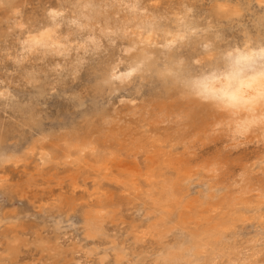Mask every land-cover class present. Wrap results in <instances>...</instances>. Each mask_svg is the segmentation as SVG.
I'll list each match as a JSON object with an SVG mask.
<instances>
[{"label":"rangeland","instance_id":"374dc122","mask_svg":"<svg viewBox=\"0 0 264 264\" xmlns=\"http://www.w3.org/2000/svg\"><path fill=\"white\" fill-rule=\"evenodd\" d=\"M174 1L175 0H170L169 3ZM50 3L51 5H53V7L56 4V7L53 8L50 5ZM103 3H105V5L107 3V5L99 9L100 10L99 20H97V23L89 26L88 25L84 26L83 24H80L79 19L81 18L82 15H85L87 11L86 8L82 7L81 3L78 2V0H17L15 5L18 14L16 13V11L13 10V8L10 7L0 8V90H1L0 126L9 127L12 130L11 137L4 144L5 154L8 156L10 155L9 156L10 158L7 162L3 163V165L0 164V184H1L0 185V222H1L0 223V250H1L0 264H5V262L6 264H16V262L18 264H42V263L43 264H48V263L49 264H56V263L57 264H73V263L74 264H97V263L98 264H102V263L132 264V262L133 264H139V263L140 264L142 263L143 264H153V263L154 264H184V263L185 264L186 263L187 264H198V263L199 264H217V263L218 264H223V263L224 264H230V263L231 264L233 263L234 264H264V244H263L264 243V228H263L264 203L258 206L253 205V202L255 204V200L257 199V197L261 196V194L264 197V183H263L264 182V172H263L264 171V153H263L264 133H262L261 131H255L254 134L250 133L246 135H240L235 132L234 127L228 122V118L225 117V119L223 120L220 119L218 112H217L218 114L216 113L217 120L208 119L210 120L209 121L210 123H208V120L207 123L210 125L209 126L204 125L203 129L201 128L199 129L200 131L198 130L199 131L198 134H196V132H198L197 130L189 131L187 129L188 130L187 131L183 126V121L185 119L184 118L185 102L182 99L175 100L172 104L173 113L169 117H165V116L162 117L161 114L159 113L160 111L158 107L153 105L154 102H157V98L154 100L152 99L153 93L157 92L155 88V84L154 85L151 84L148 79L140 80L138 78L129 77L128 80L127 78H124L123 79L124 81H121L119 83L117 90L115 91L107 90L105 91L104 94H102L99 98H97L96 106L97 109H106L108 111L112 110L111 113L116 114V116H118L120 119L122 118L121 120L125 119L126 121L125 120L123 121L124 124H128L130 126L127 131L128 136H126L125 138V143H126V147L124 148L125 150L120 152L122 154V155L120 154L121 157L123 156L124 159L126 160L128 159L127 163L129 164V166L130 165L133 166L134 162L136 163L137 160V165H139L142 169H144L143 167L148 166V164L150 165L151 160L158 159V161H160V164L158 168L155 170V172H156V176H158L161 173L163 174V176L160 178L156 177L155 181L152 180L150 186L145 187V185L142 183L143 188L140 187L138 191L132 193L131 191H128L125 188L124 184L128 185L127 183L124 184L119 183L120 185H115L112 182H107L102 180V177L99 178L96 175L98 177L97 178L95 176V173L92 170H89V168L86 167L87 165L84 164L85 161L87 163V160L88 161L90 160L87 157L85 160H81L80 155L78 156V158L76 157L77 155H72L71 158L68 159L60 158L58 160L56 158L54 159L53 157H47V159H49L48 161H46V159L44 161H41L39 157L35 154L29 156L28 150L31 149L33 146L37 147L42 143L43 141V136L41 135L42 133H47L48 131L51 130L62 131L65 129V127L69 126L71 123H77L78 125L81 126V124H83V122H86V120H89L93 123H97L99 120L102 119L100 115L95 112L94 105H92L91 103L92 100L91 87L93 84V75H94L93 70L96 69V67L108 57H113L115 65L119 66L118 69L122 70V68L124 67L123 61L125 57V48L127 46L128 39L132 36V32L129 30L131 28L125 30L123 26L125 24V18L127 17V13L129 12V9L131 8L130 10H132V7L130 6H133L131 0H104ZM118 3H120V5ZM124 4L127 6L125 7ZM204 4L207 5V1H204ZM116 6L117 8H115ZM118 7H120V9ZM128 7L130 8L128 9ZM11 10H13V12ZM46 10H48L49 12H47ZM53 10L56 13L60 11L62 15L59 12L58 15L55 16L56 18L52 17L51 13H53ZM149 11H151V9H149ZM246 17L247 16H245L244 18L245 22L246 20H248L246 19ZM105 18H107V22L110 25V27L108 28L105 22ZM53 21L58 22L57 24L61 36L62 37L68 36L67 40L63 41V45L65 47L62 46L59 51L58 50L55 51L54 48H50V47L47 48L46 46L42 47V45L41 46L35 45L34 46L35 48H33V45H31V47H28V45L24 43L26 38L32 33V29L33 32H36L40 27L51 24ZM16 22H19L20 25H17ZM14 23L16 26L14 25ZM26 32L28 35L26 34ZM121 33L124 35L127 34L128 36L127 35L123 36ZM65 34L67 35L65 36ZM91 36L93 37V39ZM237 36L240 37V35L236 31H234V37L236 39L239 38ZM19 51L22 53H19ZM6 52L9 55L6 54ZM21 59L24 60L25 62H22ZM79 64L81 67L79 66ZM64 74L67 76H65ZM74 74L77 75L74 76ZM132 97H134V99ZM108 98L110 99V101ZM80 100L84 102V104L79 107L78 103ZM29 111H32L36 115L35 120L39 121L42 129V133H40L37 127L32 128L29 126H25L24 116ZM151 112L152 114H154L153 116L156 117L155 118L156 123L155 120L152 119V121L150 122L151 124L150 123L145 124L144 121H142V118L143 116H148L147 114H151ZM124 114L125 116L127 115V117H124L123 116ZM174 116L177 117L178 121ZM169 118L170 121L167 120ZM179 118H181V120ZM158 119L160 120L158 121ZM172 120L175 122V124H173L174 122ZM157 122L159 123L157 124ZM133 129L135 132L133 131ZM151 129L154 132H151L152 131ZM170 130L171 131L175 130V132L174 131L171 132ZM160 132L162 133L160 134ZM168 132H170L169 133L171 134L170 136ZM191 132L193 133L195 132V133L193 134ZM130 134L132 135V137ZM187 135H189V137H187ZM199 136H201L202 138ZM133 137L134 139H132ZM170 138L172 139V141ZM194 139L197 142L196 141L194 142ZM213 140L215 141L213 142ZM174 142L177 145H175ZM199 143L202 145H200ZM175 151L178 152L175 153ZM21 155L23 158H21ZM18 156H19V160L16 159L18 158ZM208 157L210 158V160H208L209 159ZM164 158L165 159L170 158L172 160H176L178 165H180V167L182 168L180 169V174L178 175V183H180V187H181L180 204L176 205V207L174 206L168 209L165 208V210L162 206H159L160 204H163V202L160 201L159 194L157 193H159L158 191L161 190L160 185L163 182L162 180L164 179L166 181V179L168 180L172 179L174 177V173L176 172L174 171L173 168L168 166L166 162H163ZM203 158L205 161L203 160ZM211 158L214 160L212 161ZM75 159H78L77 164L75 162L76 161ZM187 159H189L190 162ZM199 159L200 161L203 160V162L200 163ZM215 160H217V162ZM220 160L222 162L225 161L226 163L224 164H221L222 162L218 163L220 162ZM24 161H26L27 163ZM197 161L200 164H198ZM54 162L56 164H54ZM259 163L261 165H259ZM36 164L37 166H35ZM67 166L68 167L70 166L71 168L70 167L69 168L72 171H70V169H68ZM62 167L64 168L63 171H62ZM222 167H224V169ZM44 169L46 172L44 171ZM44 173L47 174V176ZM42 174H44V176ZM67 174L71 175L70 177L72 178L68 177ZM185 174H189L192 176L186 178L185 181L182 176ZM37 175H39L40 177ZM90 176H94V177L90 178ZM239 176L241 179L239 178ZM48 178H50L51 180ZM48 180L51 182L49 183ZM73 180H75L74 183L80 182L76 184L75 189H72L73 186L72 184H74L72 182ZM156 181L158 182L156 183ZM160 181L162 182L160 183ZM187 182L189 183L187 184ZM103 184L105 187L103 186ZM109 185H111V187ZM222 185H224L225 187H223ZM93 186L94 187L100 186L101 188H105V190L103 189L104 191H102V193L105 195L102 194L101 195L102 198L100 197L99 199L102 203H106V202L108 203L109 200L110 201L112 200V205L111 206L108 205L110 210H108V212L103 217H101L99 222H96L94 220L95 216L90 217L91 215H95L93 206H90L92 205L91 203L94 202V199H86L87 194L88 193L90 194V192L93 190L94 188ZM107 187H109L108 191H106ZM111 188L112 189L115 188V189H113L112 191ZM198 188L200 192L198 191ZM216 188L220 189L221 191L220 190L218 191V189ZM115 190H116L115 194H118V196L114 194L116 198L120 197L119 194H122L121 195L122 198L120 197V199H123L122 201L117 198V200H119L118 203L120 205L114 203L117 201L114 200L116 198L114 197H113L114 199L112 198V196H114L113 193L115 192ZM220 193L221 196L219 195ZM249 193L250 195H248ZM64 194L65 197H63ZM242 194L247 196L241 197L243 196ZM71 195H73L74 198L73 196L71 197ZM79 195L81 199H79ZM107 195L109 198L107 197ZM136 195H138V197H136ZM210 195L211 196L215 195V196L211 197ZM75 196L78 197V200ZM234 196L236 197V199L234 198ZM251 196L252 197L256 196V197L252 198ZM66 197H71L72 200L75 201L73 202L74 204L73 207L71 208L72 212L70 209H68L67 203H65L64 198ZM104 197L105 198L107 197L108 199L107 198L106 199L108 201H106ZM79 200H83V201H79ZM184 200L190 202L189 214L192 218H196L197 214L200 215L204 211L203 212L204 219L202 220V222L194 221V224L187 223L184 226H180L178 224L176 225L175 220L177 219L176 217L179 214L177 212L181 211L183 205L182 202H184ZM209 200L212 201L209 202ZM240 201H245V202L241 203ZM147 202H151V203H147ZM234 202H236L237 205L233 204ZM206 203L209 204L207 205ZM215 203H219L222 206V211H223V212L221 211L220 214L221 216L215 215L217 222L222 220L221 222H225L227 225H231V226L230 228L228 226L229 229L225 231L220 230V232H216V233L210 231L211 232L210 233L209 231H206V229L209 227L208 223L214 224L216 223V219L213 218L214 217L213 216L207 220L206 218L209 217V213H206V211L207 209H210L211 205L213 206V204ZM109 204L111 203L109 202ZM249 204H251L252 207L254 206L255 208L254 207L250 208L251 205ZM196 205L199 206L197 207ZM155 206L158 207L156 208ZM146 208L148 209L146 210ZM83 210L84 211L86 210L88 211L86 213L88 214L91 213V214H89V216L86 217L88 214L85 215V212ZM113 210L116 211L114 212ZM257 210L259 211L257 212ZM156 214L157 215L162 214L161 218ZM256 214L257 215L259 214L258 215L259 217ZM127 215L128 216L131 215L129 219ZM251 217H253L254 220H255L254 217H256V221H254ZM260 217L262 218L260 219ZM121 219L125 224L121 221ZM153 219L154 220L156 219V221H154ZM205 219L207 220L208 223L205 221ZM246 220L249 222L247 223ZM16 224L18 226H16ZM146 224L147 227H150L152 225L154 227L156 225L157 226L156 229L153 231L154 233L151 232L150 234L145 235V237H143L141 236L140 232L144 229H147ZM103 225L104 227H102ZM170 226H172L173 228L172 227L170 228ZM165 227L167 228V230L165 229ZM104 228H106V230ZM138 229H142V230H138ZM183 232H185V234ZM196 232L198 234H196ZM204 233L206 235H204ZM147 236L150 238H148ZM15 238H18L20 240H16ZM21 240H23L25 245ZM109 240H112V242H110ZM229 240L232 241L229 242ZM215 241L217 243L216 245L214 244ZM228 242H229V246H228ZM28 243L29 246L26 247ZM116 243L119 245H117ZM109 244L112 246V249L108 248L111 247L108 246ZM18 245L20 247H18ZM47 245L50 246L52 249L48 251L49 254H47L48 252L45 249H43L44 246ZM12 246H15V249L17 250L16 254L15 251L10 250V247ZM59 246L63 247V249L60 248ZM119 246L121 249L119 248ZM89 247L92 248L93 250L90 249ZM113 248H116V250H113ZM184 248H186V251ZM211 248L215 250V252H213ZM112 250L114 253L112 252ZM189 250L192 252H189ZM39 251H41V253ZM54 251L56 253H59V255L54 253ZM91 251L93 252V254ZM115 251L117 253L120 252L119 254L121 253L124 254L123 256L117 254L118 255L117 256ZM104 253L106 255H104ZM225 253L228 256L230 257L232 256V257L228 258V256ZM2 254L4 255L2 256ZM107 254L110 255L108 256ZM221 254H223V256H221ZM75 256L77 258H75ZM191 256L193 259L191 258ZM203 256L204 258H202ZM101 257L102 259L103 258L104 259L102 260ZM123 258L124 259L126 258V260H124ZM100 259H101V263L99 261ZM114 260H116L117 262H113ZM8 261H10L11 263Z\"/></svg>","mask_w":264,"mask_h":264},{"label":"bare ground","instance_id":"6f19581e","mask_svg":"<svg viewBox=\"0 0 264 264\" xmlns=\"http://www.w3.org/2000/svg\"><path fill=\"white\" fill-rule=\"evenodd\" d=\"M17 0H0V8L10 7L16 11V3ZM133 3L132 10L128 7L129 12L127 13V17L125 18L124 29H129L132 32V36L127 41V46L125 48V57H124V67L122 70L118 69L119 66L115 65L113 57H108L103 60L96 69H94L93 75V84L91 87L92 92V100L91 103L94 105V110L97 114L100 115L101 120L97 123H93L89 120L83 122V124L78 125L77 123H71L69 126L65 127L64 130H51L47 133H42V129L39 121L35 120L36 115L29 111L25 114V126L29 127H37L41 135L43 136V141L39 146H33L28 150L29 156L35 154L39 157L41 161H48L47 157H53L57 160L60 158L68 159L71 158L72 155H80L81 160H85L86 157L90 160L84 162L89 168L97 175L99 178L102 177V180L107 182H112L115 185L124 184L125 188L132 193H135L142 187V183L146 186H150L152 180L155 181L156 177H162L163 174H159L156 176L155 170L158 168L160 161L158 159L151 160L150 165L143 167L142 169L139 165L134 162V165H130L127 163V160L124 157H121V153L126 147L125 138L128 136L129 125L124 124V120H121L116 114L111 113L106 109H97L96 99L99 98L105 91H115L118 89L119 83L124 81V78L129 80V77L138 78L140 80L148 79L151 84H155V88L157 92L153 93V100L157 98V102H154V106H157L159 109V113L161 116L169 117L172 111V104L177 99H182L185 102L184 109V121L183 126L185 129L189 131H198L199 129H203V126H209L210 123L208 119L217 120V114L220 119L228 118V122L234 127L235 132L240 135L246 134H254L255 131H261L264 133V99L261 98V92L264 91L261 87V77L260 72L262 67H264V63H262L260 59V50L264 48V0H175L174 2L169 3L166 0H131ZM204 1H207V5L204 4ZM81 3L83 8H86V14L82 15L80 20V24L85 25H93L97 23L99 20V9L103 6H106L104 0H78ZM106 2V1H105ZM113 2V1H112ZM116 2V1H115ZM122 2V1H121ZM117 3V2H116ZM123 3V2H122ZM206 3V2H205ZM120 5V3H118ZM129 4V3H128ZM161 4V5H160ZM51 5V3H50ZM125 5V4H124ZM123 5V6H124ZM132 5V4H131ZM23 6V5H22ZM53 7V5H51ZM121 6V7H123ZM127 5H125L126 7ZM56 7V4L55 6ZM53 7V8H54ZM64 7V6H63ZM114 7V6H113ZM21 8V7H20ZM65 8V7H64ZM117 8V6L115 7ZM120 9V7H118ZM19 9V8H18ZM122 9V8H121ZM127 9V10H128ZM151 9V11H149ZM13 10H11L13 12ZM51 10V9H50ZM43 11V10H42ZM49 12L48 10H46ZM81 11V10H80ZM46 12V13H47ZM54 12V10H53ZM60 11H58L59 13ZM119 12V10H118ZM17 13V11H16ZM51 13V12H50ZM63 13V12H62ZM123 13V11H122ZM18 14V13H17ZM61 14V12H60ZM16 15V14H15ZM62 15V14H61ZM70 15V14H69ZM81 15V14H80ZM52 17H55L51 14ZM245 16L246 22H245ZM56 18V17H55ZM17 19V18H16ZM21 19V18H20ZM49 19V18H48ZM13 20V19H12ZM52 20V19H51ZM124 20V17H123ZM21 21V20H20ZM24 22V21H23ZM76 22V21H75ZM105 22L107 28L110 27L107 22V18H105ZM58 22H52L51 24L44 25L40 27L36 32H33L26 38L25 44L28 47L33 45H39L42 47L46 46L47 48H54V50H60L63 45V41H66L67 37H62ZM74 23V22H73ZM17 25H20L19 22H16ZM15 25V23H14ZM22 25V24H21ZM13 26V25H12ZM16 26V25H15ZM14 26V27H15ZM24 26V25H23ZM26 27V26H25ZM24 28V27H23ZM22 28V29H23ZM80 28V27H79ZM15 29V28H14ZM21 29V30H22ZM30 29V28H29ZM20 30V28H19ZM26 30V28H25ZM18 31V30H17ZM109 31V30H108ZM234 31H236L239 35L235 38ZM11 32V31H10ZM19 32V31H18ZM29 32V31H27ZM26 32V34H27ZM65 32V31H64ZM69 32V31H68ZM130 32V33H131ZM126 33V32H125ZM25 34V35H26ZM119 34V33H118ZM122 34V33H121ZM128 34V32H127ZM125 34V35H127ZM236 34V33H235ZM24 35V36H25ZM28 35V34H27ZM67 34H65L66 36ZM86 35V34H85ZM112 35V34H111ZM125 36L124 34H122ZM128 36V35H127ZM130 36V35H129ZM92 37V36H91ZM90 37V38H91ZM17 38V37H16ZM101 38V37H100ZM15 39V38H14ZM18 39V38H17ZM83 39V38H82ZM93 39V37H92ZM91 39V40H92ZM95 39V38H94ZM110 39V38H109ZM97 40V39H96ZM101 40V39H100ZM104 40V39H103ZM102 40V41H103ZM18 41V40H17ZM39 41V43H37ZM85 41V40H84ZM88 41V40H87ZM21 42V41H20ZM99 42V41H98ZM19 43V42H18ZM22 43V44H24ZM67 43V42H66ZM75 43V42H74ZM6 44V43H5ZM65 44V43H64ZM69 44V43H68ZM72 44V43H70ZM18 45V44H17ZM75 45V44H74ZM86 45V44H85ZM19 46V45H18ZM69 46V45H68ZM81 46V45H80ZM65 47V46H64ZM67 47V46H66ZM72 47V46H71ZM83 47V46H82ZM74 48V47H73ZM100 48V47H99ZM13 49V48H12ZM70 49V48H68ZM72 49V48H71ZM82 49V48H81ZM118 49V48H117ZM28 50V49H27ZM32 50V49H31ZM42 50V49H41ZM67 50V48H66ZM9 51V50H8ZM34 51V50H33ZM11 52V51H10ZM15 52V51H14ZM29 52V51H28ZM37 52V51H36ZM71 52V51H70ZM19 53H22L19 51ZM18 53V54H19ZM26 53V52H25ZM6 54H8L6 52ZM30 54V53H29ZM9 55V54H8ZM31 55V54H30ZM34 55V54H33ZM14 56V55H13ZM58 56V55H57ZM90 56V55H89ZM246 56H253L254 60L251 62L250 66L248 62L242 60L241 58ZM6 57V56H5ZM20 57V56H19ZM24 57V56H23ZM79 57V56H78ZM8 58V57H7ZM41 58V57H40ZM43 58V57H42ZM12 59V58H11ZM10 59V60H11ZM23 59V58H22ZM21 59V60H22ZM9 60V59H8ZM120 60V59H119ZM241 62V66H244V70L239 73V75L235 78L229 77L228 73L233 70V66L237 61ZM15 62V61H14ZM22 62H25L22 60ZM20 63V62H19ZM75 63V62H74ZM88 63V62H87ZM120 63V62H119ZM14 64V63H13ZM26 65V64H24ZM86 65V64H85ZM84 65V66H85ZM23 66V65H22ZM80 66V64H79ZM81 67V66H80ZM61 68V67H59ZM79 68V67H78ZM59 70V69H58ZM77 70V69H76ZM74 71V70H73ZM76 72V71H75ZM65 75V74H64ZM77 75V74H76ZM74 74V76H76ZM67 76V75H65ZM72 78V76H71ZM63 80V79H62ZM8 90V89H7ZM5 91V90H2ZM1 92V90H0ZM8 92V91H7ZM49 93V92H48ZM75 94V93H74ZM115 94V92H114ZM139 94V93H138ZM77 95V94H76ZM135 95V94H134ZM229 95H236L238 97L239 102L233 105L228 101ZM75 96V95H74ZM137 96V94H136ZM73 97V96H72ZM115 97V96H114ZM74 98V97H73ZM126 98V96H125ZM134 99V97H132ZM77 99V98H76ZM109 99V98H108ZM112 99V98H111ZM129 99V97H128ZM140 99V98H139ZM108 101V100H105ZM110 101V99H109ZM121 101V100H120ZM137 101V100H135ZM143 101V100H142ZM104 102V101H103ZM128 102V100H127ZM153 102V101H152ZM131 103V101H130ZM134 103V102H132ZM156 103V104H155ZM79 107L84 104L81 100L79 101ZM130 105V104H129ZM128 106V105H127ZM84 107V106H83ZM115 107V106H114ZM113 109V108H112ZM218 112V113H217ZM217 113V114H216ZM130 114V113H129ZM163 114V115H162ZM85 115V114H84ZM148 116H143L142 121L144 123H150L155 120L151 112V114H147ZM86 116V115H85ZM124 117L125 114L123 115ZM134 116V115H132ZM138 116V115H135ZM158 116V114H157ZM129 117V116H128ZM153 117V118H151ZM177 120V117L174 116ZM179 117V116H178ZM218 117V119H219ZM138 118V117H135ZM162 119V118H161ZM173 119V118H172ZM181 120V118H179ZM140 120V119H139ZM160 119H158L159 121ZM170 121V118L167 119ZM175 120V119H174ZM179 120V121H180ZM208 120V123H207ZM126 121V120H125ZM141 121V122H142ZM173 121V120H172ZM171 121V122H172ZM178 121V120H177ZM154 122V121H153ZM166 122V121H165ZM174 122V121H173ZM126 123V122H125ZM129 123V122H127ZM156 123V120H155ZM159 122H157L158 124ZM133 124V123H132ZM151 124V123H150ZM161 124V123H160ZM175 124V122L173 123ZM163 125V124H162ZM170 125V122H169ZM168 125V127H169ZM172 125V124H171ZM136 126V125H134ZM133 127V126H132ZM146 127V126H145ZM160 127V126H158ZM167 127V126H166ZM137 128V127H136ZM152 128V126H151ZM164 128V126H163ZM174 129V128H173ZM184 129V130H185ZM137 130V129H136ZM141 130V129H140ZM147 130V128H146ZM152 130V129H151ZM165 130V129H164ZM187 130V131H188ZM216 130V129H215ZM222 130V129H220ZM134 131V129H133ZM132 131V132H133ZM163 131V130H162ZM169 131V130H168ZM171 131V130H170ZM175 132V130H173ZM171 131V132H173ZM200 131V130H199ZM196 132V134L199 133ZM135 132V131H134ZM151 132H154L153 130ZM165 132V131H164ZM186 132V131H185ZM205 132V131H204ZM159 133V132H157ZM162 132H160L161 134ZM170 132H168L169 134ZM181 133V131H180ZM193 133V132H191ZM195 133V132H194ZM193 133V134H194ZM232 133V132H231ZM132 134V133H131ZM130 134V135H131ZM152 134V133H151ZM173 134V133H172ZM175 134V133H174ZM178 134V133H177ZM189 134V133H188ZM12 135V130L9 127H1L0 126V164L7 162L9 160V156L5 154L4 144L9 140ZM129 135V138H130ZM142 135V134H141ZM149 135V133H148ZM156 135V134H155ZM154 135V136H155ZM166 135V133H165ZM171 134H169L170 136ZM203 135V134H202ZM226 135V134H225ZM159 136V135H158ZM175 136V135H174ZM181 136V135H180ZM198 136V135H197ZM229 136V134H228ZM132 137V135H131ZM139 137V136H138ZM161 137V136H160ZM185 137V135H184ZM189 137V135H187ZM201 137V136H199ZM147 138V136H146ZM168 138V137H167ZM172 138V137H171ZM170 138V139H171ZM194 138V136H193ZM202 138V137H201ZM237 138V137H236ZM264 138V137H263ZM134 139V137L132 138ZM164 139V138H163ZM188 139V138H186ZM192 139V138H191ZM196 139V138H195ZM194 139V142L196 141ZM199 139V138H198ZM197 139V140H198ZM261 139V137H260ZM138 140V139H137ZM145 140V139H144ZM175 140V139H174ZM201 140V139H200ZM208 140V139H207ZM264 140V139H263ZM140 141V140H139ZM172 141V139H171ZM178 141V140H176ZM175 141V142H176ZM183 141V140H182ZM189 141V140H188ZM199 141V140H198ZM215 140H213L214 142ZM259 141V140H258ZM130 142V141H128ZM164 142V141H163ZM174 142V144H175ZM197 142V141H196ZM203 142V141H202ZM244 142V140H243ZM262 142V141H261ZM32 143V142H31ZM132 143V140H131ZM140 143V142H139ZM146 143V142H145ZM160 143V142H159ZM166 143V142H165ZM181 143V141H180ZM256 143V142H255ZM154 144V143H153ZM164 144V143H163ZM190 144V143H189ZM193 144V142H192ZM197 144V143H196ZM200 144V143H199ZM243 144V143H242ZM263 144V143H262ZM31 145V144H30ZM35 145V144H34ZM177 145V144H175ZM183 145V144H182ZM202 145V144H200ZM237 145V143H236ZM241 145V144H240ZM245 145V144H244ZM150 146V145H149ZM165 146V145H164ZM138 147V146H137ZM141 147V146H140ZM144 147V146H143ZM142 147V148H143ZM147 147V146H146ZM158 147V146H157ZM179 147V146H178ZM182 147V146H181ZM30 148V146H29ZM160 148V147H159ZM172 148V147H170ZM176 148V146H175ZM237 148V147H236ZM25 150V151H26ZM131 150V149H130ZM133 150V149H132ZM157 151V150H156ZM166 151V149H165ZM197 151V150H196ZM128 152V151H127ZM178 151H175V153ZM8 153V152H7ZM149 153V152H148ZM166 153V152H165ZM172 153V152H170ZM219 153V152H217ZM216 153V154H217ZM222 153V152H221ZM264 153V152H263ZM26 154V153H25ZM27 154V155H28ZM121 154V155H120ZM189 154V153H188ZM262 154V153H261ZM260 154V155H261ZM23 155V154H22ZM21 155V158H23ZM195 155V154H193ZM197 155V154H196ZM224 155V153H223ZM20 156V155H19ZM19 156L18 159L19 160ZM24 156V155H23ZM142 156V155H141ZM166 156V154H165ZM185 156V155H184ZM216 156V155H215ZM262 156V155H261ZM75 157V158H76ZM148 157V156H147ZM210 157V156H209ZM208 157V158H209ZM73 158V157H72ZM149 158V157H148ZM154 158V157H153ZM180 158V157H179ZM187 158V157H185ZM196 158V157H195ZM207 158V159H208ZM257 158V157H256ZM190 159V158H189ZM189 159H187L189 161ZM198 159V158H197ZM220 159V158H219ZM76 164L78 163L75 159ZM80 160V161H81ZM183 160V159H182ZM186 160V159H185ZM191 160V159H190ZM204 160V158H203ZM203 160L200 161L203 162ZM210 160V158L208 159ZM213 161L214 159L211 158ZM222 160V159H221ZM220 160L221 163L222 161ZM255 160V159H254ZM27 161V160H26ZM24 161V162H26ZM61 161V160H60ZM181 161V160H180ZM205 161V160H204ZM217 162V160H215ZM219 161V160H218ZM17 162V161H16ZM35 162V161H34ZM52 162V161H51ZM56 162V161H55ZM54 162V164H56ZM63 162V161H62ZM61 162V163H62ZM71 162V161H70ZM74 162V161H73ZM149 162V161H148ZM174 169L176 173H174V177L170 180L163 179L160 181L161 185L157 194H159V199L163 204L162 206L165 210L171 207H176V205L180 204V192L181 187L180 183H178V175L180 174V165L176 162V160H172L170 158H164V161ZM190 162V161H189ZM214 162V163H216ZM262 162V161H261ZM10 163V162H9ZM12 163V162H11ZM20 163V162H18ZM27 163V162H26ZM41 163V162H40ZM65 163V162H64ZM72 163V162H71ZM145 163V162H144ZM185 163V162H184ZM195 163V162H194ZM198 163V161H197ZM198 163V164H200ZM209 163V162H207ZM226 163L225 161L221 164ZM263 163V162H262ZM60 164V163H59ZM74 164V163H73ZM81 164V163H80ZM188 164V163H187ZM186 164V165H187ZM191 164V163H189ZM205 164V163H204ZM213 164V163H212ZM220 164V167H221ZM254 164V163H253ZM1 165V166H2ZM23 165V164H22ZM25 165V164H24ZM68 165V164H67ZM75 165V164H74ZM194 165V164H193ZM192 165V166H193ZM196 165V164H195ZM226 165V164H225ZM259 165H261L259 163ZM37 166V164L35 165ZM50 166V165H48ZM62 166V165H61ZM189 166V165H188ZM224 166V165H223ZM263 166V165H262ZM68 167V166H67ZM70 167V166H69ZM68 167V169H70ZM76 167V166H75ZM196 167V166H195ZM205 167V166H204ZM216 167V166H215ZM242 167V166H241ZM46 168V167H45ZM77 168V167H76ZM75 168V169H76ZM224 169V167H222ZM221 168V169H222ZM36 169V168H35ZM49 169V168H48ZM53 169V168H52ZM57 169V167H56ZM62 167V171H63ZM83 169V167H82ZM165 169V168H164ZM170 169V168H169ZM205 169V168H204ZM219 169V168H218ZM258 169V168H257ZM38 170V168H37ZM35 170V171H37ZM61 170V169H60ZM67 170V168H66ZM163 170V169H162ZM166 170V169H165ZM164 170V171H165ZM203 170V169H202ZM45 171V169H44ZM70 171H72L70 169ZM75 171V170H74ZM82 171V170H81ZM86 171V170H85ZM227 171V170H226ZM252 171V170H251ZM260 171V169H259ZM46 172V171H45ZM61 172V171H59ZM89 172V171H88ZM199 172V171H198ZM213 172V171H212ZM215 172V171H214ZM264 172V171H263ZM27 173V171H26ZM40 173V172H39ZM58 173V171H57ZM74 173V172H73ZM93 173V174H94ZM170 173V172H169ZM183 173V172H181ZM216 173V172H215ZM228 173V172H227ZM45 174V173H44ZM44 174H42L44 176ZM62 174V173H61ZM78 174V171H77ZM87 174V173H86ZM193 174V173H192ZM259 174V173H258ZM261 174V173H260ZM41 175V176H42ZM47 176V174H45ZM57 175V174H56ZM68 175V174H67ZM89 175V173H88ZM197 175V174H196ZM200 175V174H199ZM198 175V176H199ZM239 175V174H238ZM245 175V174H244ZM31 176V175H30ZM39 176V175H37ZM45 176V177H46ZM71 175H68L70 177ZM96 176V177H97ZM167 176V175H166ZM171 176V175H170ZM185 180L188 178L189 174L182 175ZM40 177V176H39ZM55 177V176H52ZM67 177V176H66ZM75 177V176H74ZM89 177V176H87ZM94 176H90L92 178ZM97 177V178H98ZM38 178V177H37ZM36 178V180H37ZM51 178V177H50ZM48 178V179H50ZM72 178V177H70ZM89 178V179H90ZM95 178V179H97ZM182 178V177H181ZM201 178V177H200ZM240 178V176H239ZM2 179V178H1ZM27 179V178H26ZM34 179V178H32ZM31 179V180H32ZM83 179V178H82ZM94 179V178H93ZM162 179V178H161ZM180 179V177H179ZM198 179V178H197ZM241 179V178H240ZM254 179V178H253ZM51 180V179H50ZM77 180V179H75ZM75 180L72 182L74 183ZM158 180V178H157ZM160 180V179H159ZM190 180V179H189ZM225 180V179H224ZM255 180V179H254ZM29 181V180H28ZM33 181V180H32ZM46 181V180H45ZM49 181V180H48ZM47 181V183H48ZM53 181V180H52ZM61 181V180H60ZM71 181V180H70ZM82 181V180H81ZM153 181V182H154ZM186 181V180H185ZM200 181V180H199ZM24 182V181H23ZM31 182V181H30ZM42 182V181H40ZM51 181H49L50 183ZM56 182V181H55ZM85 182V181H84ZM89 182V181H87ZM123 182V183H122ZM158 181H156L157 183ZM183 182V181H182ZM195 182V181H194ZM203 182V181H202ZM262 182V181H261ZM6 183V182H5ZM26 183V182H25ZM29 183V182H28ZM65 183V182H64ZM70 183V182H69ZM80 182H76L72 184V189L76 188V184ZM83 183V182H82ZM95 183V182H94ZM98 183V182H97ZM189 182H187L188 184ZM193 183V182H192ZM201 183V182H200ZM244 183V182H242ZM264 183V182H263ZM8 184V182H7ZM6 184V185H7ZM24 184V183H23ZM36 184V183H35ZM87 184V183H86ZM91 184V183H90ZM100 184V182H99ZM102 184V183H101ZM155 184V183H154ZM1 185V184H0ZM58 185V184H57ZM153 185V184H152ZM182 185V184H181ZM192 185V184H191ZM26 186V185H25ZM80 186V185H79ZM104 186V184H103ZM102 186V187H103ZM111 187V185H109ZM123 186V185H122ZM210 186V185H209ZM225 187L224 185H222ZM244 186V185H243ZM3 187V186H2ZM11 187V186H9ZM22 187V186H21ZM78 187V186H77ZM84 187V186H83ZM90 187V186H89ZM92 187V185H91ZM94 187V186H93ZM105 187V186H104ZM118 187V186H117ZM185 187V186H184ZM208 187V186H207ZM231 187V186H230ZM247 187V185H246ZM255 187V186H254ZM259 187V186H258ZM26 188V187H24ZM30 188V187H29ZM107 187V190L108 191ZM143 188V187H142ZM151 188V187H149ZM220 188V187H219ZM240 188V186H239ZM245 188V187H244ZM256 188V187H255ZM18 189V188H16ZM23 189V188H22ZM80 189V188H79ZM83 189V188H82ZM88 189V188H87ZM105 188H101L100 186L94 187L93 190L88 193L86 199H94V202L91 203L93 206L95 216L94 220L99 222L101 217H103L109 209L108 205H112V200L108 201L109 198L107 195L106 201L108 203H102L99 199L102 198V191ZM112 189V188H111ZM115 189V188H113ZM112 189V191H113ZM124 189V187H123ZM197 189V188H196ZM218 189V188H216ZM228 189V188H227ZM27 190V189H26ZM89 190V189H88ZM150 190V189H149ZM207 190V189H206ZM220 189H218L219 191ZM243 190V189H242ZM16 191V190H15ZM51 191V190H50ZM49 191V192H50ZM119 191V188H118ZM117 191V193H118ZM124 191V190H123ZM122 191V193H123ZM144 191V190H143ZM151 191V190H150ZM156 191V190H155ZM161 191V192H160ZM193 191V190H192ZM197 191V190H196ZM199 191V188H198ZM217 191V192H218ZM221 191V190H220ZM33 192V191H32ZM68 192V191H67ZM126 192V191H125ZM147 192V191H146ZM200 192V191H199ZM198 192V193H199ZM213 192V191H212ZM215 192V191H214ZM106 193V192H105ZM116 193H113V195ZM148 193V192H147ZM155 193V192H154ZM186 193V192H185ZM225 193V192H224ZM61 194V193H60ZM130 194V193H129ZM197 194V192H196ZM195 194V195H196ZM208 194V193H207ZM214 194V193H213ZM241 194V193H240ZM255 194V193H254ZM21 195V194H20ZM69 195V193H68ZM67 195V196H68ZM105 195V194H103ZM118 196V194H115ZM112 196V198H116V196ZM120 197L122 194H119ZM132 195V194H131ZM218 195V193H217ZM221 196V193L219 194ZM233 195V194H232ZM243 195V194H242ZM250 195V193L248 194ZM256 195V194H255ZM19 196V195H18ZM57 196V195H56ZM60 196V195H59ZM73 195H71L72 197ZM183 196V195H182ZM192 196V195H191ZM211 196V195H210ZM213 196V195H212ZM211 196V197H212ZM215 196V195H214ZM213 196V197H214ZM223 196V195H222ZM231 196V195H230ZM236 196V195H235ZM234 198L236 199V197ZM241 196V195H240ZM247 195H243L244 197ZM62 197V195H61ZM65 197V194L64 196ZM71 197H66L65 203H67L68 209L71 210L73 207V201ZM76 197V196H75ZM120 197H117L120 199ZM138 197V195H136ZM143 197V196H142ZM195 197V196H194ZM210 197V198H211ZM238 197V196H237ZM252 197V196H251ZM256 197V196H255ZM252 197V198H255ZM74 198V196H73ZM78 200V197H76ZM111 198V197H110ZM113 198V199H114ZM114 199V200H117ZM122 198V197H121ZM126 198V197H125ZM134 198V196H133ZM158 198V197H157ZM233 198V200H234ZM28 199V198H27ZM79 199H81L79 195ZM158 199V200H159ZM209 199V198H207ZM231 199V198H230ZM75 200V199H74ZM76 200V201H77ZM113 200V202H114ZM121 201L123 199H120ZM128 200V199H127ZM157 200V201H158ZM201 200V199H200ZM216 200V199H214ZM243 200V198H242ZM251 200V199H250ZM83 201V200H79ZM120 201V202H121ZM146 201V200H145ZM152 201V200H151ZM193 201V200H192ZM202 201V200H201ZM212 200H209L211 202ZM253 201V200H252ZM251 201V202H252ZM78 202V201H77ZM105 202V201H104ZM109 202L111 204H109ZM117 200L114 203H118ZM124 202V201H123ZM122 202V203H123ZM129 202V201H128ZM198 202V201H197ZM241 203L245 201H240ZM133 203V202H132ZM144 203V202H143ZM151 203V202H147ZM159 203V202H157ZM182 209L177 215L176 225L184 226L187 223H193L194 221L198 222L204 219L203 212L199 214H195L196 218H192L189 214V206L190 202L185 201L182 202ZM181 203V204H182ZM247 203V202H246ZM250 203V202H249ZM264 203V197H257L255 200L254 206L262 205ZM57 204V203H56ZM55 204V205H56ZM62 204V203H61ZM90 204V203H89ZM88 204V205H89ZM134 204V203H133ZM207 204V203H206ZM209 204V203H208ZM207 204V205H208ZM226 204V203H224ZM233 204H236L234 202ZM32 205V204H31ZM64 205V204H63ZM62 205V206H63ZM120 205V204H119ZM124 205V204H123ZM132 205V204H131ZM193 205V204H192ZM211 205V204H210ZM209 205V206H210ZM237 205V204H236ZM251 205V204H249ZM54 206V205H53ZM116 206V204H115ZM138 206V204H137ZM152 206V204H151ZM194 206V205H193ZM197 206V205H196ZM199 206V205H198ZM197 206V207H198ZM253 206V207H254ZM33 207V206H32ZM122 207V206H121ZM124 207V206H123ZM136 207V206H135ZM134 207V208H135ZM140 207V206H139ZM142 207V206H141ZM144 207V206H143ZM156 208L158 206H155ZM195 207V208H197ZM228 207V206H227ZM252 205L250 208H253ZM260 207V206H259ZM64 208V207H63ZM76 208V207H75ZM116 208V207H115ZM112 208V209H115ZM119 208V207H118ZM127 208V207H126ZM204 208V205H203ZM208 208V207H207ZM237 208V207H236ZM245 208V207H244ZM255 208V207H254ZM257 208V207H256ZM122 209V208H121ZM133 209V208H132ZM148 208H146L147 210ZM162 209V208H161ZM67 210V209H66ZM150 210V209H149ZM154 210V209H153ZM192 210V209H191ZM190 210V211H191ZM201 210V209H200ZM235 210V209H234ZM84 211V210H83ZM82 211V212H83ZM114 211V210H113ZM116 211V210H115ZM114 211V212H115ZM118 211V210H117ZM132 211V210H131ZM155 211V210H154ZM179 211V210H178ZM195 211V210H194ZM222 211V206L219 203L211 205L210 209H207L206 213H209V217L206 219H210L213 217L216 219L215 215H220ZM238 211V210H237ZM255 211V210H254ZM259 210H257L258 212ZM72 212V210H71ZM85 215H87L88 211H84ZM91 212V211H89ZM149 212V211H148ZM223 212V211H222ZM225 212V211H224ZM113 213V212H112ZM125 213V212H124ZM129 213V212H128ZM241 213V212H240ZM245 213V212H244ZM253 213V212H252ZM83 214V213H82ZM91 214V213H89ZM89 214L86 216L88 217ZM133 214V212H132ZM152 214V213H151ZM154 214V213H153ZM167 214V213H166ZM165 214V215H166ZM224 214V213H223ZM144 215V214H142ZM148 215V214H147ZM157 215V214H156ZM155 215V216H156ZM161 215H157L161 218ZM164 215V216H165ZM168 215V214H167ZM194 215V216H195ZM207 215V214H206ZM257 215V214H256ZM259 215V214H258ZM257 215V216H258ZM262 215V213H261ZM260 215V216H261ZM68 216V215H67ZM131 216V215H130ZM128 219H129V217ZM221 216V215H220ZM255 216V215H254ZM85 217V216H84ZM85 217V218H86ZM142 217V216H141ZM231 217V216H230ZM259 217V216H258ZM4 218V217H2ZM118 218V217H117ZM156 218V217H154ZM171 218V217H170ZM235 218V217H234ZM253 219V217H251ZM256 221V217H254ZM262 217H260L261 219ZM135 219V218H134ZM159 219V218H158ZM172 219V218H171ZM205 221L207 222V220ZM220 219V218H219ZM241 219V218H240ZM258 219V220H260ZM154 220V219H153ZM122 221V219H121ZM156 221V219L154 220ZM169 221V220H168ZM173 221V222H175ZM204 221V222H205ZM222 221V220H221ZM217 222L214 224L208 223V228L206 231H211L213 233L220 232V230H227L231 225H227L225 222ZM235 221V220H234ZM7 222V221H6ZM11 222V221H10ZM111 222V221H110ZM123 222V221H122ZM131 222V221H130ZM135 222V220H134ZM144 222V221H143ZM248 223L249 221L246 220ZM1 223V222H0ZM3 223V222H2ZM124 223V222H123ZM129 223V222H128ZM146 223V221H145ZM150 223V222H149ZM153 223V222H152ZM257 223V222H256ZM108 224V223H107ZM125 224V223H124ZM123 224V226H124ZM143 224V223H141ZM162 224V223H161ZM160 224V225H161ZM131 225V224H130ZM197 225V224H196ZM264 225V224H263ZM15 226V225H14ZM16 226H18L16 224ZM107 226V225H106ZM119 226V224H118ZM157 226V225H156ZM156 226L153 225L147 227V229H138L142 230L140 232L141 236L145 237V235L150 234L156 229ZM159 226V225H158ZM165 226V225H164ZM188 226V225H187ZM195 226V225H194ZM199 226V225H198ZM229 226V228H228ZM244 226V225H243ZM104 227V225L102 226ZM110 227V226H109ZM172 226H170L171 228ZM179 227V226H178ZM10 228V227H9ZM116 228V227H115ZM121 228V227H120ZM133 228V225H132ZM139 228V227H138ZM173 228V227H172ZM262 228V227H261ZM264 228V227H263ZM7 229V228H6ZM106 230V228H104ZM118 229V228H117ZM128 229V228H127ZM159 229V228H158ZM167 230V228L165 227ZM177 229V228H176ZM198 229V228H197ZM165 231V230H164ZM171 231V230H170ZM169 231V232H170ZM203 231V230H202ZM221 231V232H222ZM10 232V231H9ZM156 232V231H155ZM186 232V230H185ZM185 232H183L185 234ZM210 232V233H211ZM232 232V231H231ZM88 233V231H87ZM189 233V232H188ZM237 233V232H236ZM164 234V233H162ZM196 234H198L196 232ZM235 234V233H233ZM128 235V234H127ZM139 235V234H138ZM191 235V234H190ZM204 235H206L204 233ZM210 235V234H209ZM213 235V234H212ZM221 235V234H220ZM229 235V234H228ZM152 236V235H151ZM156 236V234H155ZM162 236V235H161ZM167 236V235H165ZM173 236V235H172ZM184 236V235H183ZM199 236V235H198ZM218 236V235H217ZM216 236V237H217ZM222 236V235H221ZM148 237V236H147ZM169 237V236H168ZM185 237V236H184ZM200 237V236H199ZM8 238V237H7ZM37 238V237H35ZM59 238V237H58ZM130 238V237H129ZM132 238V237H131ZM140 238V237H139ZM142 238V237H141ZM150 238V237H148ZM167 238V237H166ZM175 238V236H174ZM172 238V239H174ZM218 238V237H217ZM16 240H20L15 238ZM23 239V238H22ZM26 239V238H25ZM64 239V238H63ZM144 239V238H143ZM192 239V238H191ZM214 239V238H213ZM220 239V238H219ZM236 239V238H235ZM24 240V239H23ZM23 240H21L23 242ZM106 240V239H104ZM141 240V239H140ZM139 240V241H140ZM216 240V239H215ZM223 240V239H222ZM228 240V239H227ZM25 241V240H24ZM33 241V240H32ZM66 241V240H65ZM112 242V240H109ZM184 241V240H183ZM226 241V240H225ZM232 241V240H231ZM229 240V242H231ZM242 241V240H241ZM255 241V240H254ZM20 242V241H18ZM17 242V243H18ZM21 242V243H22ZM27 242V241H26ZM46 242V241H45ZM53 242V241H52ZM58 242V241H57ZM60 242V241H59ZM115 242V241H113ZM133 242V241H132ZM218 242V241H217ZM228 242V246H229ZM235 242V241H234ZM13 243V242H11ZM10 243V244H11ZM15 243V242H14ZM24 243V242H23ZM39 243V241H38ZM44 243V242H43ZM42 243V246H43ZM123 243V242H122ZM134 243V242H133ZM175 243V242H174ZM219 243V242H218ZM41 244V243H40ZM47 244V243H46ZM49 244V243H48ZM112 244V243H111ZM114 244V243H113ZM117 244V243H116ZM145 244V243H144ZM162 244V243H161ZM216 245V241L214 242ZM248 244V243H247ZM264 244V243H263ZM22 245V244H21ZM25 245V243H24ZM23 245V246H24ZM37 245V243H36ZM39 245V244H38ZM50 245V244H49ZM97 245V244H96ZM119 245V244H117ZM123 245V244H122ZM125 245V244H124ZM137 245V244H136ZM146 245V244H145ZM155 245V242H154ZM157 245V244H156ZM186 245V244H185ZM200 245V244H199ZM232 245V244H230ZM29 246V243L26 247ZM33 246V245H32ZM35 246V245H34ZM108 246H111L110 244ZM115 246V245H114ZM148 246V245H147ZM212 246V244H211ZM18 247H20L18 245ZM40 247V246H39ZM57 247V246H56ZM60 247V246H59ZM58 247V248H59ZM91 247V246H90ZM89 247V248H90ZM107 247V246H105ZM124 247V246H123ZM159 247V246H157ZM178 247V246H177ZM190 247V246H189ZM43 248V247H41ZM63 249V247H60ZM101 248V247H100ZM112 249L111 247H108ZM120 248V246H119ZM118 248V249H119ZM140 248V247H139ZM227 248V247H226ZM229 248V247H228ZM47 252L52 250L50 246H44ZM85 249V248H84ZM92 249V248H90ZM95 249V248H94ZM121 249V248H120ZM166 249V248H165ZM182 249V248H181ZM186 251V248H184ZM191 249V248H190ZM209 249V248H208ZM212 249V248H211ZM224 249V248H223ZM11 251H15V246L10 247ZM22 250V249H20ZM40 250V248H39ZM61 250V249H58ZM93 250V249H92ZM98 250V249H97ZM105 250V249H104ZM116 250V248H113ZM112 250V252H113ZM126 250V249H125ZM124 250V252H125ZM177 250V249H176ZM193 250V249H192ZM201 250V249H200ZM213 250V249H212ZM222 250V249H221ZM242 250V249H241ZM250 250V249H249ZM1 251V250H0ZM42 251V250H41ZM41 251H39L41 253ZM56 251V250H55ZM54 251V253H56ZM88 251V250H87ZM95 251V250H94ZM107 251V250H106ZM118 251V250H117ZM155 251V250H154ZM173 251V250H172ZM184 251V250H183ZM22 252V251H21ZM53 252V251H52ZM51 252V254H52ZM66 252V251H65ZM71 252V250H70ZM79 252V251H78ZM77 252V253H78ZM92 252V251H91ZM89 252V253H91ZM96 252V251H95ZM104 252V251H103ZM116 252V251H115ZM189 252H192L189 250ZM210 252V251H209ZM215 252V250H213ZM218 252V251H217ZM232 252V251H231ZM234 252V251H233ZM255 252V251H254ZM8 253V252H7ZM44 253V252H43ZM62 253V252H61ZM60 253V254H61ZM84 253V252H83ZM82 253V255H83ZM107 253V252H106ZM114 253V252H113ZM120 252H116V255ZM158 253V252H157ZM156 253V254H157ZM160 253V252H159ZM180 253V252H179ZM230 253V252H229ZM249 253V252H248ZM9 254V253H8ZM46 254V252H45ZM44 254V256H45ZM49 254V252L47 253ZM59 255V253H56ZM66 254V253H65ZM93 254V252H92ZM96 254V253H95ZM100 254V253H99ZM128 254V253H127ZM138 254V253H137ZM145 254V253H144ZM155 254V253H154ZM177 254V253H176ZM189 254V253H188ZM195 254V253H194ZM202 254V253H200ZM220 254V253H219ZM226 254V253H225ZM232 254V253H231ZM230 254V255H231ZM255 254V253H254ZM4 254H2L3 256ZM43 255V254H42ZM88 255V253H87ZM104 255H106L104 253ZM108 255V254H107ZM110 255V254H109ZM108 255V256H109ZM113 255V254H112ZM115 255V254H114ZM117 255V256H118ZM187 255V254H186ZM192 255V254H191ZM199 255V254H198ZM211 255V254H210ZM227 255V254H226ZM260 255V254H259ZM262 255V254H261ZM1 256V254H0ZM13 256V255H12ZM53 256V254H52ZM65 256V255H64ZM81 256V255H80ZM107 256V258H108ZM128 256V255H127ZM146 256V255H145ZM154 256V255H152ZM223 256V254H221ZM228 256V255H227ZM263 256V255H262ZM261 256V257H262ZM57 257V256H56ZM85 257V256H84ZM91 257V255H90ZM100 257V255H99ZM98 257V259H99ZM104 257V256H103ZM113 257V256H112ZM141 257V256H140ZM157 257V256H156ZM161 257V256H159ZM188 257V256H187ZM217 257V256H216ZM225 257V256H224ZM230 256H228L229 258ZM232 257V256H231ZM230 257V258H231ZM234 257V256H233ZM238 257V256H237ZM59 258V257H58ZM57 258V259H58ZM62 258V257H61ZM75 258H77L75 256ZM97 258V257H96ZM133 258V257H132ZM155 258V257H154ZM158 258V257H157ZM192 258V256H191ZM204 258V256L202 257ZM235 258V257H234ZM56 259V258H55ZM102 259V257H101ZM101 259L99 260L101 263ZM104 259V258H103ZM102 259V260H103ZM117 259V257H116ZM121 259V257H120ZM119 259V260H120ZM124 259V258H123ZM128 259V257H127ZM140 259V258H139ZM138 259V260H139ZM144 259V258H142ZM141 259V260H142ZM180 259V258H179ZM184 259V258H183ZM187 259V258H186ZM185 259V260H186ZM193 259V258H192ZM201 259V258H199ZM210 259V258H209ZM96 260V259H95ZM126 260V258L124 259ZM123 260V262H124ZM147 260V259H145ZM182 260V259H181ZM221 260V259H219ZM227 260V259H225ZM17 261V259H16ZM15 261V262H16ZM57 261V260H56ZM61 261V260H59ZM89 261V260H88ZM140 261V260H139ZM143 261V260H142ZM188 261V260H187ZM193 261V260H192ZM199 261V260H198ZM202 261V260H201ZM200 261V262H201ZM10 262V261H8ZM54 262V261H53ZM52 262V263H53ZM83 262V261H82ZM113 262H117L114 260ZM141 262V261H140ZM225 262V261H224ZM4 263V260H3ZM11 263V262H10ZM142 263V262H141ZM194 263V262H193ZM217 263V262H216ZM236 263V262H235ZM255 263V262H254ZM6 264V262H5ZM16 264H18L16 262ZM43 264V263H42ZM49 264V263H48ZM57 264V263H56ZM74 264V263H73ZM98 264V263H97ZM103 264V263H102ZM114 264V263H113ZM133 264V262H132ZM140 264V263H139ZM143 264V263H142ZM154 264V263H153ZM185 264V263H184ZM187 264V263H186ZM199 264V263H198ZM218 264V263H217ZM224 264V263H223ZM231 264V263H230ZM234 264V263H233Z\"/></svg>","mask_w":264,"mask_h":264},{"label":"snow or ice","instance_id":"6c2138e0","mask_svg":"<svg viewBox=\"0 0 264 264\" xmlns=\"http://www.w3.org/2000/svg\"><path fill=\"white\" fill-rule=\"evenodd\" d=\"M53 16L58 15V13L53 12L51 13ZM39 43V41H37ZM260 59L262 63H264V48L260 50ZM242 60H245L248 62V65L245 66H250L251 62H253L254 57L253 56H246L241 58ZM244 70V66H241V62L238 60L236 64L233 66V70L228 73L229 77L235 78L239 75L240 72ZM260 77H261V87L264 89V67H262V70L260 72ZM261 98L264 99V91L261 92ZM228 101L235 105L236 103L239 102L238 97L236 95H229L228 96Z\"/></svg>","mask_w":264,"mask_h":264}]
</instances>
